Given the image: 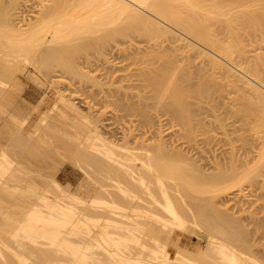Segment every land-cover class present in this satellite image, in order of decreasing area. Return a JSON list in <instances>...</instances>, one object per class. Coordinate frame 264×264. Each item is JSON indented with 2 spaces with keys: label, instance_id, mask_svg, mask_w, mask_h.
Returning a JSON list of instances; mask_svg holds the SVG:
<instances>
[{
  "label": "bare ground",
  "instance_id": "bare-ground-1",
  "mask_svg": "<svg viewBox=\"0 0 264 264\" xmlns=\"http://www.w3.org/2000/svg\"><path fill=\"white\" fill-rule=\"evenodd\" d=\"M21 1L0 0V122L8 121L11 123L7 122L6 124L14 126V130H10L12 126L8 125L9 133L6 131V124L3 125L5 128L0 126L1 132L5 129L9 134L6 138L1 135L3 132L0 134L2 136L0 138V264H264V235H260V232L264 231H260L258 234L250 227L248 230L252 232L248 231L245 227L247 224L243 227L240 223L242 219H238L243 210L239 214H235L236 220L230 208L227 210L231 213L225 210L226 206L223 207L224 209L219 207L223 203L216 204L220 201L224 202L226 199L224 197L229 194L226 191H229L233 186L235 189L237 186L241 188L243 180L251 181L246 184L254 185L258 181V176H264L262 173L264 164L262 163L260 166L257 163L260 168L256 164L255 168L257 167V169L252 167L254 165L248 168L250 173L245 168L246 163L256 159V153L254 151L253 153L247 152L250 160L245 159L247 154L239 157L235 154L236 150L230 148V150H225L226 152H222L224 149L216 151L222 152L223 155L220 157L228 160L224 164L225 161L219 157L221 159L219 163H222L223 167L226 165L228 168L231 163V170L228 168L227 171L223 169L222 164L220 165L222 169L216 171L218 169L216 166L215 171H209L215 165L210 168L208 162L207 168L210 169L206 171L205 167L202 168L203 161L201 162L202 166L199 164L194 166L192 164L194 162L190 160L189 156L191 152H188L184 145L182 147L186 138L181 135L182 133L179 135L181 138L184 137V141H181L183 143L178 141L180 136L175 137V132L170 133L173 134L170 136L169 129L167 132L165 128L164 131L162 128L152 126L155 125V121L151 122L154 115L153 117L148 115L150 111L147 112V110L150 109L148 108L150 102H145L146 99H144L150 98L149 93L147 96L145 94L151 92L150 88V90H144L146 92H140L143 95L138 91L136 93L127 92L126 96L129 95L131 99L128 96L125 97L124 93H122L123 97L120 96L124 80L119 79L122 81L121 89H119L120 94L115 92L118 90L117 87H109L112 84L110 82L118 79V75L121 77L124 75L116 73L118 66L112 68L116 69V72H112L117 76L112 74L115 79H110V82L108 81L110 74L103 77L105 79L103 81L101 71L99 74L91 70L93 73L99 74L102 79L97 78L95 74H88L91 71L83 72L87 69L82 71V67H78L77 63L80 60L77 62L76 57L80 54L83 55L80 53L81 51L86 54L90 53L91 50L87 51L90 49V45L83 46L80 43L81 47L79 45L75 47L73 43L71 44L73 39H75L73 41H77L93 32H95L94 35H97V30H100L101 34L96 37L101 35L106 42L104 40L105 43L100 42L97 39L94 44H91V48L92 51L101 49L103 52L106 48L103 46L107 43L110 45L108 40L113 39L114 36L126 35L125 32L131 27L134 30L138 28L140 32L142 29V33L147 37L145 39L147 42L144 40L147 44H143V49L139 48L140 46H132L137 48L136 51L139 54L132 53L131 61L133 62L137 56L138 58L134 62L139 61L143 65L141 64V68L136 67L138 69L132 66L133 69H129V72L127 71L128 66L125 69V64L122 68L128 74L134 68L141 69L139 74L138 71H133L130 74L140 75V80H144L142 81L143 85L147 84L153 88L155 94L151 92V97L153 96L154 100L153 104H150L160 105L159 107L166 110L169 108V112L172 110L171 116L175 114L174 117L177 116L179 120L189 125V116H192L195 109L187 100V97L193 94V92L190 93L192 90L189 91L192 87H186L188 92L186 93V90L183 92L185 87L181 85L184 82L188 86L193 85L191 78L192 74H195L198 78L197 84H195L198 87L195 86L196 91H194L201 96H206L207 93H204L209 90L206 85L209 84L210 80L208 79L210 78H208L209 76L202 77V75H208L209 69L210 74L211 71L220 73L219 75H224L222 77H226L227 81L229 80V83L234 84L239 90L243 89L246 94H252L253 97L247 96L249 101L264 104V0H41L38 1L36 12L32 11L35 15L33 13L29 20L25 18L27 21L24 19L25 22H20L23 19L21 17V20L19 19L17 11L21 6L18 9L17 6L21 4ZM34 1L33 3H36ZM23 6L25 7V4ZM29 7L31 8L30 4ZM25 9L23 12H27ZM135 27L137 28L135 29ZM103 31L105 32L103 33ZM120 37L117 38L119 41ZM85 39L90 38L86 37ZM92 39L94 40L95 37ZM77 42L75 43L77 44ZM115 42L116 39L114 44L111 42V47H114ZM247 44L251 45V48H245ZM70 45L75 48L71 49ZM144 45L146 46L145 50ZM116 46L118 45L116 44ZM132 47L131 49L127 47L129 50L127 49L128 51L125 53H128V57L131 55L129 52L132 51ZM114 48L111 50L113 51ZM119 48L121 47L119 46ZM123 48L122 46L121 49L123 50ZM136 51L134 50V52ZM117 52L115 49V53ZM103 53L106 54L105 51ZM217 55L233 62L242 71H246L253 80L244 77V75L239 76L230 63L227 64L224 60L222 62V59ZM101 56L103 57V55ZM108 56L106 57L111 58ZM127 56H123L124 59ZM96 57L93 56V58ZM121 59L119 61L122 62L123 59ZM101 61V63L99 62L101 65L108 62L106 59L104 63V59ZM85 66L87 67V65ZM92 66L91 64L90 67ZM56 67L61 68L60 72L63 70V73L65 71L67 74L70 73L71 80L72 76L80 78L79 81L83 79L82 83L78 81L80 85H83L85 80L90 85L93 84V89L94 86L95 89L98 86L99 89L92 90L94 93L89 92L91 97L99 98L98 100L93 99L96 103L110 104L112 102L114 107V102H116L117 105H115L119 106V111L121 107L125 108L124 110L130 107L132 113L138 112L135 116L142 115L141 118L135 117L140 119L137 123L141 121L144 126L142 131L139 128L141 132L135 127L139 132V137L135 132L136 137L133 134L130 135L133 133V129L129 131L131 127H127L130 133L123 129L121 131L123 133H120L122 136L119 137V134L115 136L117 128H115L116 133L112 134L106 129L102 116H100L106 113L105 109V113L100 110L102 114L97 109L94 111V104L92 106L88 104L89 100L86 101L87 104L83 101L84 105H82L75 101L74 95L70 97L65 89L64 93L57 91L59 97L55 98L51 104L46 103V92H44L40 98L35 99L37 101L35 105H32V101L30 102L32 108L28 107L29 110L21 113L13 105L15 103L13 95L17 93L23 99H25V96L23 97L25 94L28 97L30 94L37 97L35 88L28 83H21L22 77H26V80L30 77L35 78V83L38 80V85L40 83L42 86L46 82L38 78L36 71L45 78L47 77L46 80L52 83V81H57L54 80V77L57 76L54 69ZM106 70L102 75L109 72V69ZM18 72L22 74L19 75ZM112 72L110 70L109 73ZM135 76L132 77L138 80V77ZM199 80L200 83H198ZM239 80L242 83L250 84V88H248L249 85L244 87L237 83ZM120 81L116 82L120 83ZM221 81L223 80L221 79ZM213 82H210L211 86ZM79 83L77 88L80 93ZM103 83L110 84H107V88L103 89ZM139 84L137 83V85ZM132 85L134 86L135 83L128 86L131 90ZM140 86L142 85L135 86V90ZM83 87L85 88V86H82V92ZM146 88L148 87L145 86L142 90ZM247 88L251 91H247ZM58 90L60 89L58 88ZM167 90L168 101L163 95L164 91L167 93ZM97 91L103 94L99 97H97L99 94L92 96ZM121 91L123 92V90ZM124 97L126 101L123 100ZM99 103L95 107L101 108ZM171 105L173 108H170ZM19 107L21 106L19 105ZM150 107L153 106L150 105ZM197 109H199L198 105ZM121 111L126 117L128 112L124 113L122 109ZM110 113L113 112L110 111ZM262 113H264V108H262ZM120 114L119 116H121ZM119 116L116 118H120ZM154 120L156 119L154 118ZM184 122H179V124H184ZM170 124L172 125V122ZM133 125L135 124L133 123ZM169 127L171 126L169 125ZM184 128L187 136L192 129L194 130L193 126L190 129L188 126ZM262 128L264 126L258 132H261ZM178 129L180 126L177 127ZM193 130L192 135L195 138ZM165 132L168 133L170 140L166 137ZM5 133L3 135H7ZM173 136L174 138H172ZM191 145L192 143L187 146L188 149ZM192 146L194 147V145ZM197 147L201 148L199 145ZM64 148L66 150L62 151ZM259 148L260 153H257V158L260 157V161L264 162V148ZM195 149L193 148V150ZM206 149L204 150L206 151ZM204 150L200 149L199 151L203 153ZM209 151L212 153L215 150L210 149ZM208 152L207 154H209ZM54 154L55 157L59 154L58 159L62 157L61 161L65 159L63 155H67L68 157H65L72 160L82 170V179L78 180L75 189L71 187V184H62L58 179L56 170L59 167L55 168L57 167L54 164L56 160L54 159V161L51 157ZM61 154L63 155L61 156ZM205 154L204 158L208 161ZM209 155H211L209 159L214 156ZM216 156L218 157V155ZM216 156H214L215 160L218 159ZM51 161L54 165L51 164ZM198 161L201 160L197 159V163H200ZM242 163L245 165L243 166ZM254 163L256 162L254 161ZM217 164L218 162H216ZM237 164L243 166L247 172L244 175L241 174V177L240 174H237L238 170H235L239 169ZM51 165L55 167L52 168ZM249 165L247 164V166ZM233 173L238 176L235 180H230ZM236 175L232 178H235ZM228 178L229 182H227ZM225 181L226 183H224ZM238 192H235L234 196ZM240 196L242 195L240 194ZM233 199L235 200V198ZM226 200L228 201V199ZM249 201L247 203H250ZM260 201L259 203H264L262 202L264 200ZM243 204L245 203L243 202ZM237 207L239 210V206ZM249 207L251 206L249 205ZM257 209L255 208V210ZM253 212L255 211L253 210ZM259 212L262 211L259 209ZM188 233L196 235V241L193 238L191 241L181 238L182 234L187 235ZM200 239L203 240V244L198 241Z\"/></svg>",
  "mask_w": 264,
  "mask_h": 264
},
{
  "label": "rangeland",
  "instance_id": "rangeland-1",
  "mask_svg": "<svg viewBox=\"0 0 264 264\" xmlns=\"http://www.w3.org/2000/svg\"><path fill=\"white\" fill-rule=\"evenodd\" d=\"M33 1L34 0H28L27 2L25 1V0H22L21 1V4H19L18 6H17V9H18V7H20L19 8V10L17 11V13H18V17H19V19H20V17H21V19H25V18H27L28 20L30 19V17L31 16H33V13L34 12H36V10H37V8H36V6L39 4V2L38 1H41V0H36V1H34V2H36V3H33ZM25 2V3H24ZM38 2V3H37ZM28 5H27V4ZM31 3H32V5H31ZM25 4V7L23 6V5ZM29 4H30V6H31V8L29 7ZM27 5V6H26ZM33 6V7H32ZM23 7V8H22ZM28 7V8H27ZM26 8V9H25ZM38 8H39V6H38ZM24 9H25V11L27 10V12H23L24 11ZM29 9H31V10H29ZM35 10V11H34ZM22 11V12H21ZM32 11H34V12H32ZM24 15H23V14ZM29 13V14H28ZM34 15H35V13H34ZM24 16V17H23ZM20 19V20H21ZM27 19H25L26 21H27ZM23 20H21L20 22H25V20L23 21ZM108 26H110V25H108ZM107 26V27H108ZM106 27V28H107ZM110 27H113L112 25L110 26ZM137 27H135V29H136ZM129 30V32L127 31V32H125L126 33V35H117V37H115L114 36V38L113 39H111V40H113V41H111V40H108L109 41V43H110V45L107 43V45H104L103 47L105 48H107V47H109V48H105V50H104V48H102L104 51H105V53L106 54H104L102 51H101V49L100 50H95V51H92V48H91V44H94V41L95 40H99L100 42L101 41H103L104 40V38H102L103 36H101V35H99V37H96V36H98V34H101V32H100V30H97V32H98V34H97V32H96V34L97 35H94V33L95 32H93V33H89V34H87V38H90V39H92L93 37H95V39L92 41V40H90V39H85L86 37H82L81 39H78V40H80V41H78L77 40V38H76V40L78 41H73V40H75V39H73L72 40V42H71V44L73 43V45L75 46V47H77V45H79L80 43H82V45L84 46V45H87V46H89L90 45V49H87V51L89 50H91L90 51V53L89 52H87L88 54H86V53H83L82 51L80 52V53H82L83 55H78L76 58H77V62H79L78 60H80V64L79 63H77L78 65V67H82L81 69H82V71L83 70H86V71H83V72H90L91 70H93V72H97V73H99L100 71V73H101V77L103 78V77H106L107 76V74H108V76H109V74L111 75L110 77H113V75L115 74H113V72H116L117 74H124V75H122V77H124V76H126V77H124V78H122L121 77V75H118V79L117 80H114L115 78L113 77V78H110L109 77V82L111 81L110 79H112V80H114L113 82H110V83H112V84H110V83H107L108 85L110 84V86L109 87H117V91H115V92H117V93H119V89H121V82H122V84H124L123 85V88L121 89V90H123V92L120 90V93H121V95L120 96H122L123 94L122 93H124V95H125V97H127L128 96V98H130L129 97V95H127L126 96V94H128L127 92H133V93H136V91H138L139 92V94H141V95H143L142 93H140V92H146V91H144V90H150L151 89V92H153L154 94H155V92L153 91V88H151V86L150 85H145V86H147L148 88H146V89H143L142 90V88H144L145 86L143 85V82L142 81H144V80H140V78H139V76L137 75V76H135V73H133V74H130V73H132L133 71H138L137 73L139 74V72L141 71V69H139V70H136V69H138V68H136V67H140L141 66V64L143 65V63H141L140 64V62L139 61H135L136 62V65L134 64L135 62H134V60L135 59H137L138 57L137 56H135V59L133 60V62L131 61V56H132V59H133V55H132V53L134 54L135 53V55H136V53L137 54H139L138 53V51H136V49L137 48H133L132 46H135L136 45V47H139V48H141V49H143L142 48V46H143V44L145 43V42H147L145 39H147V37H145V34H143L142 32V29H141V32H140V30L137 28L136 30H134V29H132V27H131V29H132V31H131V29L130 28H128ZM108 30H109V27H108ZM137 30H139V31H137ZM131 31V32H130ZM105 31H103V33H104ZM109 32H111V31H109ZM129 33V34H128ZM92 35V37H90L91 35ZM88 35H90V36H88ZM103 35V34H102ZM101 36V37H100ZM120 36H122V37H120ZM118 37H120V41H119V39H117ZM116 39V42H115V45H114V47H111V44L113 43L114 44V40ZM125 39V40H124ZM81 40H84V41H82L81 42ZM123 40V41H122ZM144 40H145V42H144ZM85 41H86V44H85ZM105 41V40H104ZM103 41V42H104ZM70 42V41H69ZM69 42H68V44H69ZM75 42H77V44L75 43ZM87 42H89V44H87ZM106 42V41H105ZM104 42V43H105ZM112 42V43H111ZM122 42V43H121ZM126 42V43H125ZM84 43V44H83ZM103 43V44H104ZM125 43V44H124ZM116 44L118 45V46H116ZM119 44H121V45H119ZM145 44H147V43H145ZM81 45V44H80ZM79 45V47H81ZM113 46V45H112ZM119 46L122 48V46L125 48H123V50L121 49V48H119ZM130 48L131 49V47L133 48L132 49V51H130L129 52V54L131 53V55L128 57L127 55H128V53H125V52H127L129 49L127 48ZM145 46V45H144ZM251 46V45H250ZM249 46V44H247V46H245V48L246 47H250ZM75 47H73L72 45H70V48L71 49H73V48H75ZM88 48V47H87ZM112 48H114V50L112 51L111 49ZM138 48V49H139ZM145 48H146V46L144 47V50H145ZM149 48V47H148ZM251 48V47H250ZM109 49H110V51H109ZM115 49H116V52L117 53H115ZM128 49V50H127ZM141 49H139L140 51H142ZM248 49V48H247ZM122 50V51H121ZM134 50L136 51V52H134ZM148 50V49H147ZM122 53H121V52ZM108 52V53H107ZM110 52H111V55H110ZM124 52V53H123ZM112 53H115L116 54V56H115V54H112ZM109 56H108V55ZM120 54H121V56H120ZM122 54H124V55H122ZM101 55H103V57L101 56ZM104 55H105V58H104ZM125 55L127 56V58H125L126 59V61H125V59H124V57H125ZM80 56V57H79ZM89 56V57H88ZM93 56L94 57H96V58H93ZM106 56H108V57H111V58H107ZM113 56V57H112ZM118 56H120V57H118ZM124 56V57H123ZM218 56V55H217ZM102 57V58H101ZM116 58V60H115V58ZM121 57H123L122 59L124 60H122L121 59ZM218 57H220L221 59H222V62H223V60L224 61H226L227 62V64H229L230 63V65L232 66V68L234 69V70H236L239 74V76H242V75H244V77L246 76V78H248V79H250V80H253V78L252 77H250V75H248V73L246 72V71H242V69H240L239 67H237L235 64H233V62H229V60H227V59H224L223 57H221L220 55L218 56ZM83 60H82V59ZM87 58V59H86ZM91 58V60H92V62H91V60H89ZM114 58V59H113ZM119 58V59H118ZM128 58H130V59H128ZM104 59V61H103V63L105 62V59L106 60H108V62L106 61L105 62V64H106V66H105V64H102L103 65V67H101L102 65L100 64L102 61L101 60H103ZM111 59H113V60H111ZM122 60V62L121 61H119V60ZM84 62H82V61ZM94 60H97V61H94ZM119 61V62H116V61ZM88 61H90V62H88ZM131 61V62H130ZM88 62V63H87ZM94 62H95V65H94ZM100 62V63H99ZM110 62V63H109ZM121 62V63H120ZM126 62H127V64H126ZM130 62V63H129ZM93 65L92 67H90V65L91 64ZM114 63V64H113ZM116 63H117V65H116ZM133 63V64H132ZM83 64V65H82ZM87 65V67L85 66V65ZM89 64V65H88ZM100 64V65H99ZM111 64H113V65H111ZM119 64V65H118ZM123 64V65H122ZM126 66H125V65ZM131 64V65H130ZM138 64V65H137ZM140 64V65H139ZM224 64H226V63H224ZM108 65V66H107ZM111 65V66H110ZM120 65H122V66H120ZM230 65H228V66H230ZM99 66V67H98ZM105 66V67H104ZM113 66V67H112ZM116 66H118L117 68H118V70H116V69H112V68H116ZM126 67L125 69H127V66H128V72H129V69H133V67L132 66H135V68H134V70H130L131 72L128 74L126 71H125V69H123L122 67ZM129 66H131V67H129ZM84 67V68H83ZM101 67V68H100ZM119 67H121L120 69H119ZM95 68V69H94ZM98 68V69H97ZM109 69V72H110V70H111V72L112 73H107L106 72V74H104V75H102L103 74V72L106 70V69ZM141 68V67H140ZM55 69V74L57 75V76H55L54 77V80H57V81H52V83L51 82H49L48 80H46V78L41 74V73H38L37 71H36V74H38L37 76H38V78H40L41 79V81H43L44 80V82H46V84H42V86L40 85V83H39V85H38V80H36V83H35V78H32V77H30V78H27V80H26V77H22L23 79H22V84H25V83H28V84H30L31 85V87H33V88H35L34 90H35V93H36V95H37V97H35L34 96V94H32V96H31V94L29 95V97L25 94V95H23V97L26 99V97H28V99H30V100H28V99H23V98H21V95L19 96V95H17V93L15 94V95H13V97L15 96V98H14V106L15 107H17V109H19V111H21V113H25L26 112V110H29V108L31 107H33V106H31L30 105V102L32 103V105H35L36 103H37V101H35V99L37 100L38 99V97L40 98V95H42L44 92H46V94H45V96H46V103H48V104H51L52 102H53V100L55 99V98H58L59 97V92H57V91H61V93H64L65 91H64V89L66 90V92H67V94L71 97V96H73L74 97V99L76 98V100L75 101H77V102H80V104H82V105H84V103H83V101H85V103L87 104L88 102H86V101H88L89 100V103L88 104H90L91 106L93 105V108H94V111H95V109H97V110H102L103 112H104V109H105V114H102L101 112L102 111H100V113L102 114V115H100V116H102V121H104V123H105V125H106V129L108 130V131H111V133L113 134V133H116L117 135H115V136H118V134H119V137L120 136H122V135H120V133L122 134L123 132H121L123 129V131H125L126 132V130H127V132H128V128L127 127H131V128H129V131H131V129H133L132 130V132L133 133H130V132H128V133H130V135L132 136V134L136 137V134H137V137H139L138 135H139V132H141L142 131V127H144L142 124H141V121H140V123H137L139 120L138 119H136L135 117H138V118H141V116L140 115H138V116H135L136 114H138V112L136 111V113H135V111L132 113L131 112V110H130V107H127L126 108V110H124L125 108H122L121 107V109L124 111V113H127V115H126V117H127V119H125L126 117H125V115H123V113H122V111H121V109H120V111H119V106H116L117 104H116V102H114L115 104H114V107H115V109H114V107H113V103L111 102H109L110 104H106V102H104V104H105V106H104V104H102V103H99V102H95V100L97 99H99V98H93V97H91V94L89 95V92L90 93H94L92 90H94L95 89V86H94V89H93V84L92 85H90L89 83H87L85 80H84V83H83V85L82 86H85V88L84 89H86V90H84L83 89V92H82V86L80 85V83H82L81 82V80L83 81V79H81L80 81H79V79L80 78H75V77H73L72 76V80H71V74L70 73H68V74H70V75H68L67 73H66V71L63 73V70H61V72H60V67H56V68H54ZM123 69V70H122ZM217 69V68H216ZM215 69V70H216ZM238 69V70H237ZM59 71V72H56V71ZM96 70V71H95ZM99 70V71H98ZM116 70V71H115ZM121 72H120V71ZM212 70V69H211ZM214 70V69H213ZM106 71H108V70H106ZM119 71V72H118ZM207 71V70H206ZM218 71V70H217ZM87 72V73H88ZM92 71H91V73H88V74H95V73H93ZM208 75H205L204 73H206L205 71H204V75H202V77L203 76H209L208 78H210V79H208V80H210V82L212 81L213 82V80H214V82L213 83H211L212 84V86L210 85V82H209V84L207 83V85H206V87H209L208 89L209 90H206V91H208V92H205L204 94H206L207 93V95L205 96V95H199L198 94V92H195L196 91V88L198 87L196 84V82H197V80H198V78H197V76L195 75V74H192L193 76H192V78H191V81L194 83L193 85H190V86H188V85H186L185 84V82L184 83H182V85L181 86H184L185 88H184V91H183V89H181L183 92H185V90H186V93H188L187 92V89H186V87H192V88H194V89H189V91H191L190 93L192 94V92H193V96L191 95V96H189V97H187L188 99V102H190V104L192 105V108L194 109V113H192V116L190 115L189 117H190V120H189V122H188V124L189 125H186L185 124V122L184 121H181V120H179V118L176 116V117H174L175 116V114H174V116H173V118H172V116H171V112H172V110L169 112V108H167V110L166 109H164V108H162V107H159L158 105H152L153 104V100L154 99H152V97H151V95H152V93L149 91V92H147V93H145L146 94V96H147V94L149 93V95H150V98L148 99V98H144V99H146L145 100V102L146 101H148V102H150V103H152V104H150L149 103V105H148V108H150V109H148V108H146V109H148L147 110V112L148 111H150L149 112V114L148 115H150L151 117H153V115H154V118L156 119V120H154V118H151V119H153V120H151V122L153 121H155L154 123H155V125H152V126H157V127H159V128H162L164 131H165V129H166V131H167V129H169L168 131H170V132H168L169 133V135L170 136H172L170 133H172V132H175L174 134H175V137H178V136H180V137H178V141L179 142H181V141H184L185 140V142L183 143V142H181V143H183L182 144V147H183V145L185 146L184 148H186V150H188V152L190 151L191 153L189 154V156H190V160H192L194 163H192L194 166H197L198 164L200 165V166H202V164L204 163V165H203V167L202 168H206V171H207V169L209 170L210 168H211V166H213V165H215L214 167H213V169H211V170H209V171H215L216 169H217V167H218V169L216 170V171H218V170H220V169H222V167L224 166L222 163H219L220 161H221V159L220 158H222V161H225L224 162V164H226V161H228L227 159L225 160V158L224 157H220L221 155H223V154H221L222 152H224L225 150L227 151V149L228 150H230V149H232V150H236V152H235V154H237V155H239V157L241 156V155H246L247 154V152L248 153H253V151H254V153H256V155H255V157H256V159L254 158V157H252V158H254L255 160V162L256 163H254V161L253 160H251V158L249 157V154H247V156L249 157H245V159H250L251 160V162H250V160H247L248 162H250V163H246V165H245V163H242L243 164V166L245 165V168L247 169V172L248 173H250L249 171V169L248 168H251V166L252 165H254V166H252V167H254L255 168V166L257 165V163H258V165L260 166V165H262V164H264V162H261L260 161V157L259 158H257L258 156H257V153H260V148L259 147H261V149L262 148H264V147H262V146H264V128H262V130H261V132H258V131H260V129H261V127L262 126H264V122H262V121H264V120H262V119H264V118H262V117H264V113H262V108H264V104H259V103H255V102H253V101H249L248 100V98H247V96L249 97V96H251L252 94H246L245 93V91H243V89H240L239 90V88L238 87H236V86H234V84H230L229 82V80L227 81V79H226V77H222V76H224V75H219L218 73H216V72H214L213 73V71H211L212 73L210 74V69L208 70ZM61 73V74H60ZM63 73V74H62ZM66 73V74H65ZM99 73V74H100ZM126 73V74H125ZM136 73V74H137ZM241 73V74H240ZM18 74L19 75H21L22 73L21 72H18ZM99 74H95L96 76H97V78H99L100 77V75ZM113 74V75H112ZM117 74H115V76H117ZM207 74V73H206ZM237 74V73H236ZM59 75H61V76H59ZM99 75V76H98ZM134 77H138V80L137 79H135V78H133L132 76ZM59 76V77H58ZM211 76V77H210ZM248 76V77H247ZM57 77V78H56ZM61 77V78H60ZM63 77V78H62ZM68 77V78H67ZM69 77H70V79H69ZM99 78V79H102V78ZM130 78V80H128L129 78ZM202 77H201V81H202ZM213 77V78H212ZM243 77V78H244ZM59 78H60V80H59ZM108 78V77H107ZM106 78V79H107ZM117 78V77H116ZM211 78H212V80H211ZM220 79L219 81L218 80H216L215 81V79ZM76 81H75V80ZM119 79H121L122 81H120ZM125 79H126V81H125ZM132 79H134L133 80V83H135V85L133 86H131L132 87V90L130 89V87H128L129 85H131V84H133L131 81H132ZM221 79L225 82V80H226V83H224L223 81H221ZM60 82H59V81ZM130 81V82H128V81ZM139 80L141 81L140 82V84L142 85V86H140V87H136V90H135V86H139L140 84H139ZM199 80V82L198 83H200L201 81ZM27 81V82H26ZM38 81V82H37ZM63 81V83H61ZM67 81V82H66ZM69 81V82H68ZM80 83H79V82ZM103 81H105V79L103 78ZM107 81V82H108ZM116 81H120V83H117ZM139 84V85H137V83ZM25 82V83H24ZM56 82V83H55ZM66 82V83H65ZM75 84H74V83ZM89 82V81H88ZM114 82H115V84H114ZM125 82V83H124ZM218 82V83H217ZM220 82H223L222 84L220 83ZM228 82V83H227ZM255 82V81H254ZM60 83V84H59ZM68 83V84H67ZM78 83H79V87H80V93H79V88H77L78 87ZM106 83V82H105ZM130 83V84H129ZM196 83V84H195ZM237 83H240V84H242V86H244V87H248V86H246V85H249V87L248 88H250V84H248L247 82H245V83H242L240 80H239V82L237 81ZM247 83V84H246ZM51 84V85H50ZM57 84V85H56ZM67 84V85H66ZM74 84V85H73ZM86 84V85H85ZM107 84H104L103 83V89H105V88H107ZM114 84V85H113ZM126 84H129V85H126ZM145 84V83H144ZM215 84H216V87H215ZM66 85V86H65ZM74 87H73V86ZM92 87H90V86ZM118 85V86H117ZM211 87H210V86ZM220 85H222V86H220ZM43 86H45V87H43ZM54 86V87H53ZM57 86V87H56ZM62 86V87H61ZM75 86H76V88H75ZM106 86V87H105ZM120 86V88H118ZM144 86V87H143ZM150 86V87H149ZM195 86H196V88H195ZM217 86H218V88H217ZM219 86H220V88H219ZM234 86V87H233ZM71 87V88H70ZM87 87V88H86ZM90 89H89V88ZM108 87V88H109ZM127 87V88H126ZM57 88V89H56ZM58 88L60 89V90H58ZM67 88V89H66ZM70 88V89H69ZM99 89V87L97 86L96 87V89ZM115 88H114V90H115ZM139 88H141V89H139ZM150 88V89H149ZM183 88V87H182ZM215 88V89H214ZM247 88V91H251V89L249 90ZM69 89V90H68ZM77 89V90H76ZM95 89V90H96ZM138 89V90H137ZM246 89V88H245ZM46 90V91H45ZM88 90V91H87ZM94 90V91H95ZM125 90H126V92H125ZM128 90V91H127ZM135 90V91H134ZM195 90V91H194ZM69 91V92H68ZM88 93H87V92ZM101 91V90H100ZM102 91H104V90H102ZM241 91H243V92H241ZM73 92H75V93H73ZM86 92V93H85ZM137 92V93H138ZM241 92V93H240ZM41 93V94H40ZM57 93V94H56ZM73 93V94H72ZM119 93V94H120ZM200 94L202 93V92H199ZM66 94V93H65ZM66 94V95H67ZM78 94H79V97H78ZM98 95L97 97H99V96H101V94H103L102 92H101V94L97 91V93H95V94H92V96L93 95ZM168 94V90H167V93L164 91V93H163V95H165L166 97V101H168L167 100V96L169 95H167ZM203 94V93H202ZM68 95H67V97H68ZM88 95V96H87ZM148 95V96H149ZM198 95V96H197ZM242 96H244V97H242ZM87 97H88V99H87ZM89 97H91V98H89ZM123 97V96H122ZM125 97H124V99L123 100H125ZM204 97V98H203ZM245 97H246V99H245ZM251 97H253V96H251ZM32 98H33V100H32ZM81 98V99H80ZM127 98V99H128ZM83 99H85V100H83ZM87 99V100H86ZM93 99H95V100H93ZM101 99V98H100ZM131 99V98H130ZM169 99V98H168ZM79 100V101H78ZM149 100H151V101H149ZM126 101V100H125ZM128 101V100H127ZM247 101V102H246ZM82 102V103H81ZM91 102V103H90ZM93 102V103H92ZM95 102V103H94ZM101 102V101H100ZM130 102H131V100H130ZM130 102H126V103H130ZM143 102H144V100H143ZM187 102V103H188ZM193 102V103H192ZM252 102V103H251ZM29 103V104H28ZM34 103V104H33ZM98 103L99 104H101L100 106H101V108L98 106V108L97 107H95L96 105H98ZM255 103V104H254ZM140 104H142V103H140ZM155 104V103H154ZM195 104V105H194ZM259 104V105H258ZM19 105L21 106V107H19ZM111 105V106H110ZM150 105L151 106H153L152 108L150 107ZM189 105V104H188ZM197 105H198V108L199 109H197ZM260 105H262V106H260ZM102 106H104V107H102ZM108 106V107H107ZM141 106V105H140ZM154 106H155V108H154ZM158 106V107H157ZM194 106H196V107H194ZM29 107V108H28ZM106 107V108H105ZM20 108H22L23 110H21ZM108 108H109V110L111 111V112H113L114 113V111H115V113L113 114V113H110V111L108 110ZM117 108V109H116ZM128 108H129V110H128ZM158 108H161L160 110L158 109ZM170 108H173L172 107V105L170 106ZM261 108V109H260ZM24 109H25V111H24ZM114 109V110H113ZM155 109H156V111H155ZM198 111H197V110ZM96 110V111H97ZM153 110V111H152ZM261 110V111H260ZM99 111H97V112H99ZM127 111V112H126ZM158 111V112H157ZM120 112H121V114H120ZM157 112V113H156ZM109 114H110V116H109ZM116 114V115H115ZM119 114L121 115V116H124L125 118L123 119V117L121 118V116H119ZM140 114H141V112H140ZM155 114H157L156 116H155ZM262 115V116H261ZM108 116H109V118H108ZM120 117V118H116V117ZM140 116V117H139ZM169 117V118H168ZM104 118V119H103ZM130 119V122H129V119ZM175 118H176V120H175ZM134 119V120H133ZM143 119V118H142ZM169 119V120H168ZM173 119V120H172ZM106 120V121H105ZM127 120V121H126ZM133 120V121H132ZM172 120V121H171ZM126 121V122H125ZM8 121H6V122H3V123H1L0 122V126H1V128H5V126H7V128H6V131L8 132L9 131V129H8V125H10L9 127H11L10 128V130L12 129V130H14V126H13V124L11 125V124H6ZM125 122V124L123 125V123ZM152 122V123H153ZM170 122H172V125L170 124ZM179 122H181V123H183L184 122V124H179ZM191 122V123H190ZM8 123H11V122H8ZM133 123L135 124V125H133ZM187 123V122H186ZM6 124V125H5ZM137 124H138V126H137ZM176 124V125H175ZM191 124V125H190ZM193 124V125H192ZM3 125H5L4 127H3ZM108 125H109V127H108ZM121 125V126H120ZM125 125H127L126 127H125ZM169 125L171 126V127H169ZM196 125V126H195ZM133 126H134V128H133ZM139 126H141V127H139ZM167 126H168V128H167ZM175 126H176V128H175ZM179 126H180V129H178L177 130V127L179 128ZM186 128L187 126L189 127L188 129H190L192 126H193V128H194V130H193V132H194V136H195V138L193 137V133H192V130H191V133L189 132V134L191 135V138H190V135L188 134V131H187V134H188V136L186 135V129L184 128V127ZM110 127H112V129H110ZM121 127H123V128H121ZM138 128V131L140 130L139 128H141V131H136V128ZM174 127V128H173ZM259 128V130H257V128ZM0 128V129H1ZM115 128H117L116 129V132H115ZM120 128V129H119ZM126 128V129H125ZM165 128V129H164ZM182 128V129H181ZM183 128L185 129V130H183ZM119 129V130H118ZM173 129V130H172ZM175 129H176V131H178L177 133H176V131H175ZM187 129V130H188ZM197 129V130H196ZM2 130V129H1ZM1 130H0V134L2 135V136H4L5 138H6V136L8 137L9 136V132L7 133L6 131H5V129H3L4 131H2L1 132ZM135 130V131H134ZM172 130V131H171ZM180 131V132H179ZM184 131V132H183ZM196 131V132H195ZM203 131V132H202ZM6 132V133H5ZM119 132V133H118ZM136 134H135V133ZM167 132H165V135H166V137H168V133ZM202 132V133H201ZM7 134V135H3V134ZM179 133L182 135V136H184V137H186L185 139H184V137H182L181 138V135H179ZM127 133H125V135H126ZM177 134V135H176ZM196 134V135H195ZM129 135V136H130ZM2 136H0V138H2ZM127 136H128V134H127ZM128 136V137H129ZM130 136V137H131ZM197 136V137H196ZM3 137V138H4ZM165 137V138H166ZM189 139H188V138ZM4 138V139H5ZM172 138H174V136L172 137ZM192 138H194V139H192ZM201 138V139H200ZM167 139V138H166ZM182 139V140H181ZM184 139V140H183ZM198 140V142H197V140ZM202 139H204V140H202ZM3 140V139H2ZM168 140H170L169 139V137H168ZM191 142H190V141ZM196 140V141H195ZM207 140V141H206ZM187 141V142H186ZM195 141V144L197 145V143H199L198 145L201 147V148H199V147H197L193 142ZM192 143V145H194V147L191 145V147L188 149V147L187 146H189V144H191ZM204 146V147H203ZM195 147H197V149H195ZM232 147V148H231ZM66 148V147H65ZM63 149L62 151H65L66 149ZM193 148L195 149V150H193ZM205 148H207L206 149V151L204 150ZM208 148H209V150L210 149H212V151H214V152H212V153H210L211 151H209L208 150ZM230 148V149H229ZM204 150L203 151V153H202V151L200 152L199 150ZM224 149V150H223ZM249 149V150H248ZM191 150H193V151H191ZM218 150H223L221 153H218V152H216V151H218ZM247 150V151H246ZM251 150V151H250ZM209 151V152H208ZM219 151V152H220ZM225 151V152H226ZM207 152L209 153V154H212V155H214V156H216V155H218V157L216 156V158H218L217 160H215L214 159V156L213 157H211L212 159H213V161L215 162H213L212 161V159H209L210 158V156L211 155H209V154H207ZM246 152V153H245ZM64 153H66V152H64ZM194 153V154H193ZM206 153V154H205ZM216 155H215V154ZM198 154H203L202 156L201 155H199V156H201V157H199L198 156ZM204 154H205V157H206V155H207V157L206 158H208V161H207V159H205L204 158ZM220 154V155H219ZM58 156H59V154H57ZM63 154H61V156H62ZM191 155H192V157H191ZM194 155V156H193ZM251 155H253V154H251ZM253 155V156H254ZM259 155V154H258ZM56 155L54 154V156H51L52 157V159L55 161L54 162V164L55 165H57V167H55V166H53L54 164H53V162L51 163V164H53V165H51V166H53L52 168H58L59 167V169H57L56 170V174H57V176H58V179L60 180V182L62 183V184H66V183H69V184H71V187L72 188H76L77 187V183L82 179V175H83V173H82V170L72 161V160H70V159H68L67 157V155H63V158H65V159H63V161H61L60 159H62V157L60 158L59 157V159H58V156L57 157H55ZM65 156H67V157H65ZM196 156V157H195ZM209 156V157H208ZM199 157V158H198ZM203 157V158H202ZM220 157V158H219ZM202 158V159H201ZM224 158V159H223ZM195 159V160H194ZM197 159L198 160H201V161H198V162H200V163H197ZM206 160V161H204V160ZM220 159V160H219ZM240 159V158H239ZM244 159V158H243ZM262 160V159H261ZM72 161V162H71ZM196 161V162H195ZM203 161V163H201ZM212 161V162H211ZM240 161H241V159H240ZM240 161H239V163H240ZM58 162H59V164H58ZM207 162H208V167H210V168H207ZM216 162H218V164L216 165ZM74 163V164H73ZM214 163V164H213ZM238 163V164H239ZM252 163H254V164H252ZM262 163V164H261ZM192 164H188L189 166L190 165H192ZM196 164V165H195ZM211 164V165H210ZM222 164V167H220V165ZM231 164V163H230ZM230 164H229V169L226 167V165H225V167H223V169H228V170H231V167H230ZM237 164V167H239V169L238 168H236L235 170H238L237 172H239V173H237L238 175L240 174V177H241V174L242 175H244V174H246L247 172H246V170H244V167L242 166L241 167V165L239 166ZM247 164L249 165V166H247ZM256 164V165H255ZM210 165V166H209ZM257 165V166H258ZM217 166V167H216ZM247 166V167H246ZM258 166V168H260ZM51 168V167H50ZM244 171H243V170ZM255 169H257V167L255 168ZM255 169H253V170H255ZM202 170H205V169H202ZM240 170H241V173H240ZM261 171H262V168L260 169ZM227 171V170H226ZM243 171V172H242ZM252 171V170H251ZM235 172V171H234ZM245 172V173H244ZM253 172V171H252ZM261 173V172H260ZM262 173H264V171H262ZM234 175H236V174H234L233 173V175L232 176H234ZM238 175H236V177L235 178H232V176H231V178H230V180H235L236 178H237V176ZM262 176V175H261ZM261 176H258L259 178H258V181L256 182V180H255V182L256 183H258V184H256V183H254V185L253 184H251V183H249V184H246L247 182H251V181H245V180H243V182H242V185H241V188H240V190H241V193H240V190H239V192H238V186L236 187L237 189H235V187L233 186L232 187V185H231V189L230 188H228V189H230L228 192L226 191V193L229 195H226V193H225V197H224V199L226 198V199H228V201H229V199L230 198H235V200L233 199H230V204H229V202L226 200H224V202H222V201H220V202H217L216 204H220V203H223V204H220V208H225V206H226V209L225 210H227V209H229L230 208V210H231V212H233V215H235V214H239L240 212H241V210H243L241 213H240V217H241V215H242V217L240 218L238 215V219H242L241 221H240V223L242 224V226L244 227L246 224H247V226H245L246 227V229L248 230L249 229V227L251 228V230H256L257 231V233L259 234V232L260 231H264V230H262V229H264V228H262V227H264V226H262V225H264V220H262V219H264V206H262V205H264V203H259V202H261L260 200H264V176H262V178H260ZM81 178V179H80ZM256 179H257V177H256ZM79 180V181H78ZM229 180V178H228V180H227V182H229L230 181ZM254 180H252L253 182H254ZM261 180V181H260ZM224 183H226V181L224 182ZM68 185V184H67ZM229 185V184H228ZM247 185V186H246ZM252 185V186H251ZM257 185V186H256ZM76 186V187H75ZM243 186V187H242ZM254 186V187H253ZM242 188H243V191H242ZM233 190H235L234 191V193L235 192H238V194L236 193L235 194V196H234V193H233ZM237 190V191H236ZM216 192V191H215ZM232 192V193H231ZM212 193V192H211ZM233 194V195H232ZM240 194L242 195V196H240ZM206 196V195H205ZM228 196V197H227ZM232 196H234V197H232ZM242 197V199H240ZM246 197V198H245ZM214 198V197H213ZM216 198H217V196H216ZM245 198V199H244ZM250 198V199H249ZM251 198H253V199H256V200H253V199H251ZM237 199H240V200H238V202H235V201H237ZM248 199V200H247ZM222 200V199H221ZM245 200H247V201H249V200H251V201H249L250 203H247V201H245ZM253 201V202H252ZM235 202V203H234ZM243 202L246 204H243ZM256 202V203H255ZM262 202H264V201H262ZM226 203H227V205H226ZM242 203V204H241ZM218 204V205H219ZM238 204V205H237ZM240 204V205H239ZM260 204H262L261 206H260ZM223 205V206H222ZM231 207H233V208H231ZM235 206V208H234V206ZM249 205L251 206V207H249ZM237 206H239V210L237 209L238 207ZM247 206V207H246ZM259 208H258V207ZM237 207V208H236ZM262 207V208H261ZM223 208V209H224ZM253 209L255 212H253V210H251V209ZM255 208L257 209V210H255ZM237 209V210H236ZM259 209H260V211H262V212H259ZM249 212H247V211ZM228 212H230L229 210H227ZM252 211V212H251ZM258 211V212H257ZM230 212V213H231ZM236 212V213H235ZM255 215L254 217H253V215ZM259 214H262V215H259ZM248 215H249V217H248ZM251 216V217H250ZM248 217V218H247ZM258 218V219H254V218ZM235 218H236V220H237V217H236V215H235ZM250 218V219H249ZM252 218V219H251ZM261 218V219H260ZM244 219H245V221H244ZM254 219V220H253ZM260 219V220H259ZM253 220V221H252ZM258 220V221H257ZM239 221V220H238ZM243 221V222H242ZM262 223H261V222ZM255 224H253V223ZM258 222H260V224H258ZM243 223H244V225H243ZM257 223V224H256ZM252 225V226H251ZM253 226L255 227L254 229H253ZM258 226H260V227H258ZM259 229H258V228ZM261 229V230H260ZM251 230H248V231H250V232H252ZM259 230V231H258ZM254 233V232H253ZM256 233V234H257ZM262 233H264V232H260V235H264V234H262ZM252 234V233H251ZM255 234V233H254ZM187 236V237H186ZM181 238L183 239V240H185V239H188V240H192V238L196 241V239H197V237H196V235H194L193 233H188L187 235L186 234H182L181 235ZM201 244H203V240L202 239H200V240H198Z\"/></svg>",
  "mask_w": 264,
  "mask_h": 264
}]
</instances>
